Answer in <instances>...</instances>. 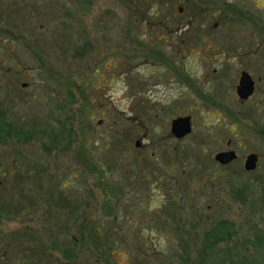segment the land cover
Instances as JSON below:
<instances>
[{
  "label": "rangeland",
  "instance_id": "1",
  "mask_svg": "<svg viewBox=\"0 0 264 264\" xmlns=\"http://www.w3.org/2000/svg\"><path fill=\"white\" fill-rule=\"evenodd\" d=\"M263 27L264 0H0V116L25 132L0 140V264H264L259 172L212 159L264 149V101L200 98L226 69L264 86Z\"/></svg>",
  "mask_w": 264,
  "mask_h": 264
},
{
  "label": "flooded vegetation",
  "instance_id": "2",
  "mask_svg": "<svg viewBox=\"0 0 264 264\" xmlns=\"http://www.w3.org/2000/svg\"><path fill=\"white\" fill-rule=\"evenodd\" d=\"M260 8V7H259ZM258 8V9H259ZM182 12V9L179 8V13ZM263 30V36L261 35V41H262V48L259 46L258 48H253L251 47V52L245 50L243 52L246 57H252L254 59H258V61H264V27L262 28ZM257 41V40H256ZM261 50V52L259 51ZM257 56V57H256ZM251 58V60H253ZM248 66V64L246 65ZM223 72L218 78L214 80L215 88L213 94H209V92L203 91V94H200V98L203 100L208 105L214 106L216 109L223 111L226 113L227 116H229L232 119H235V114L231 111L228 110V105H227V100L224 99L223 91L226 90L228 85L232 86L233 90V95H234V100L239 103V104H249L251 108L257 106V104L262 103L264 101V86L262 85V76L260 75H254L253 69L250 70L249 68H240V69H231V70H223ZM229 71H231V75L229 74ZM244 75H247L249 80L252 82V90L250 93L247 95H241L239 94L238 87L241 84L242 77ZM223 87V88H222ZM189 117L190 120V127L191 130L189 133L183 135L182 137H176L175 134L172 132L171 127H172V121L176 118L179 117ZM221 119V118H220ZM218 121V120H217ZM221 122H217V129L220 131L219 125ZM255 130L257 131L258 134L262 135L264 134V131L262 128L259 126L255 127ZM193 131V122H192V117L189 114L186 115H179L174 118H172L169 126V132L170 135L173 136L176 139H181L184 138L185 136L189 135ZM264 137V136H263ZM138 145L136 147H140L141 141L137 140L136 141ZM237 142L236 139L229 137L226 139V142L224 144V147L220 150H217L212 154V159L214 160L215 164L220 168L219 174L223 172H230L233 174L236 171L239 172L242 175L246 174H252L255 172H259L260 178L257 179H251L250 183L254 184H264V149L261 151H254V150H246L245 148H242L241 150H237L234 147V144ZM219 153H226L227 155L226 158L225 156L221 159H217L216 155ZM230 154V155H228ZM250 155H255L254 156V166L249 167V169L246 168V161ZM236 170V171H235ZM235 171V172H234ZM222 179V176L220 177ZM226 182V180H225ZM230 183L229 181H227Z\"/></svg>",
  "mask_w": 264,
  "mask_h": 264
},
{
  "label": "water",
  "instance_id": "3",
  "mask_svg": "<svg viewBox=\"0 0 264 264\" xmlns=\"http://www.w3.org/2000/svg\"><path fill=\"white\" fill-rule=\"evenodd\" d=\"M249 77L247 75H244L242 77L241 80V84L238 87V91L239 94L241 93V95H247L248 93L251 92L252 90V82L248 79ZM190 118L187 117H179L176 118L172 121V127L171 130L172 132L175 134L176 137H182L183 135L187 134L190 132L191 127H190V122H189ZM136 145L137 142H136ZM225 155H227L226 153H219L216 155V158L218 159H222ZM230 155V154H228ZM254 156L255 155H250L246 161V168L249 169V167H253L254 166ZM226 158V156H225Z\"/></svg>",
  "mask_w": 264,
  "mask_h": 264
},
{
  "label": "trees",
  "instance_id": "4",
  "mask_svg": "<svg viewBox=\"0 0 264 264\" xmlns=\"http://www.w3.org/2000/svg\"><path fill=\"white\" fill-rule=\"evenodd\" d=\"M227 7V6H225ZM231 7V6H228ZM227 9V8H226ZM17 124H15L13 121L12 122H4L3 118L0 116V140H7V138L17 135H20L22 132H24V129L19 128ZM25 133V132H24ZM223 226V225H222ZM215 229H220L219 225H216V227L212 228L213 233H215ZM212 235V234H209ZM213 237V245H216L219 241L224 240L225 238L228 237L227 232L221 231L218 237Z\"/></svg>",
  "mask_w": 264,
  "mask_h": 264
}]
</instances>
